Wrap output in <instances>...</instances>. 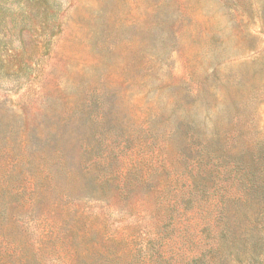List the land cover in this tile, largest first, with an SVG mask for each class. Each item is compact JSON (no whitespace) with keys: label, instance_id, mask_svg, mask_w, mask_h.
I'll return each mask as SVG.
<instances>
[{"label":"rangeland","instance_id":"rangeland-1","mask_svg":"<svg viewBox=\"0 0 264 264\" xmlns=\"http://www.w3.org/2000/svg\"><path fill=\"white\" fill-rule=\"evenodd\" d=\"M0 264H264V0H0Z\"/></svg>","mask_w":264,"mask_h":264}]
</instances>
